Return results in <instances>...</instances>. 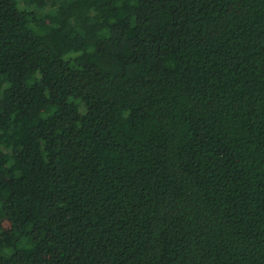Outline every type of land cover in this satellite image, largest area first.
Wrapping results in <instances>:
<instances>
[{
    "label": "trees",
    "instance_id": "16d2710c",
    "mask_svg": "<svg viewBox=\"0 0 264 264\" xmlns=\"http://www.w3.org/2000/svg\"><path fill=\"white\" fill-rule=\"evenodd\" d=\"M0 264H264V0H0Z\"/></svg>",
    "mask_w": 264,
    "mask_h": 264
},
{
    "label": "rangeland",
    "instance_id": "374dc122",
    "mask_svg": "<svg viewBox=\"0 0 264 264\" xmlns=\"http://www.w3.org/2000/svg\"><path fill=\"white\" fill-rule=\"evenodd\" d=\"M83 59L81 58V59H79V61H82ZM4 226L6 227V228H9V223H7V222H4Z\"/></svg>",
    "mask_w": 264,
    "mask_h": 264
}]
</instances>
